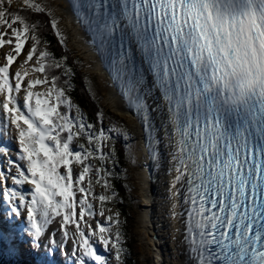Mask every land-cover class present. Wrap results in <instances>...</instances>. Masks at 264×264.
<instances>
[{"label":"snow or ice","instance_id":"6c2138e0","mask_svg":"<svg viewBox=\"0 0 264 264\" xmlns=\"http://www.w3.org/2000/svg\"><path fill=\"white\" fill-rule=\"evenodd\" d=\"M12 4L0 0V260L126 264V163L163 187L176 264H264V0ZM65 9L138 137L70 95Z\"/></svg>","mask_w":264,"mask_h":264},{"label":"bare ground","instance_id":"6f19581e","mask_svg":"<svg viewBox=\"0 0 264 264\" xmlns=\"http://www.w3.org/2000/svg\"><path fill=\"white\" fill-rule=\"evenodd\" d=\"M63 13L67 16L66 23L73 28L74 37L72 44L79 50V54L90 63L91 70L99 71L102 74L104 68L101 66L98 57L86 43L88 37L77 26L70 11L65 9ZM105 78L109 79V76L106 74ZM107 103L118 115L126 118L133 125L130 119L131 113L126 114V108L122 99L117 95L116 89L111 83L108 87ZM140 179H143L145 185L143 193L140 190ZM137 181L144 200L138 220L140 224V238L145 240L147 247H149L147 249V256L150 259L154 258L155 264H176V261L182 257L179 256L178 251L170 240L168 222L164 218V209L159 207L160 198L164 194L163 187L161 184L149 180L148 171H141L139 168ZM150 200L151 202H149Z\"/></svg>","mask_w":264,"mask_h":264},{"label":"trees","instance_id":"16d2710c","mask_svg":"<svg viewBox=\"0 0 264 264\" xmlns=\"http://www.w3.org/2000/svg\"><path fill=\"white\" fill-rule=\"evenodd\" d=\"M17 2L19 0H16ZM17 7L23 8V4L19 6H13V9H16ZM67 37V36H66ZM48 41L51 42V44L54 46L53 51L56 53L57 56H59L63 49L58 47V41L55 40L54 33H47L45 37ZM66 44L68 47V53L69 56V64L74 68L75 70V77L73 79V83L75 85L74 90L70 93L72 98L74 99V102H76L81 108L88 114L91 115L97 110H102L104 113V116L106 118H111L113 122H115L118 126H122L120 124V119L116 116H112L107 109H105L103 98L98 94V92L94 89L90 74L85 71V64L84 61L77 55L75 51L71 49L69 46V40L67 37ZM79 60L81 62L82 66H77L74 61ZM85 78H87L91 82L92 91L95 94V99H93L92 95L88 93V86L85 84ZM105 126L108 125L109 121L108 119H105L104 121ZM118 150H122V145L117 144ZM121 167H128L126 163H122ZM128 182V181H127ZM122 183V182H120ZM129 184V182H128ZM118 188H120V184L117 185ZM121 196L124 198V204L117 205V207L121 210L122 216L126 221L125 225V233H126V239H125V247L127 248L129 252V256L126 259V264H136V256L133 253V244L135 242L132 241V238L130 237V218H131V211L133 209L132 200H131V194L130 198L129 195L124 192L122 188H120ZM8 257L5 254L4 258L0 260V264H7Z\"/></svg>","mask_w":264,"mask_h":264},{"label":"rangeland","instance_id":"374dc122","mask_svg":"<svg viewBox=\"0 0 264 264\" xmlns=\"http://www.w3.org/2000/svg\"><path fill=\"white\" fill-rule=\"evenodd\" d=\"M56 2L57 0H52L53 4H55ZM12 5L13 6L22 5V1L20 2L13 1ZM66 19H67V16L66 14L63 13V15L61 16L60 27L62 31L64 32V34L68 37L69 46L71 47V49L75 51L77 55L84 61L85 71L90 74L94 89L98 92V94H100V96H102L105 109H107L108 112L112 116L118 117L120 119V124H122V126H126L130 132H135V134L138 137V132L134 129L133 125L129 122V120L118 115L117 112L114 111L108 105L107 95H108L109 84L106 81L105 76H102L103 74H101L99 71L91 70L90 63H88L86 59L79 54V50L72 44L74 32H73V28L66 23ZM136 147H138V145H135L134 143L133 151L136 150ZM127 168H128V175H129L128 182L132 190L131 200H132L133 209L131 211V218H130V237L132 238V241L135 242L133 244V253L136 256L135 263L136 264H155L154 262L155 259L154 258L150 259V257L147 256L148 255L147 249H149V247H147L146 241L140 238V230H139L140 224L138 220H139V216L141 213L142 205H144V200L141 196L139 186H138V181H137L138 168H133L132 166H129V165ZM99 191L101 192V190ZM121 219L125 221L123 216H121Z\"/></svg>","mask_w":264,"mask_h":264}]
</instances>
